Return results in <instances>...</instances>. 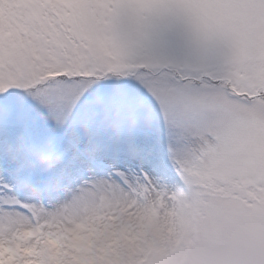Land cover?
Masks as SVG:
<instances>
[{"label":"snow or ice","instance_id":"1","mask_svg":"<svg viewBox=\"0 0 264 264\" xmlns=\"http://www.w3.org/2000/svg\"><path fill=\"white\" fill-rule=\"evenodd\" d=\"M82 181L202 264H264V0H0V215ZM52 235L0 234V264Z\"/></svg>","mask_w":264,"mask_h":264},{"label":"clouds","instance_id":"2","mask_svg":"<svg viewBox=\"0 0 264 264\" xmlns=\"http://www.w3.org/2000/svg\"><path fill=\"white\" fill-rule=\"evenodd\" d=\"M60 164L55 154H36L32 167H42L45 171L54 169ZM27 192L30 202L40 204L47 196L28 185L22 186ZM80 190L87 198L79 202L74 210H66L67 214L58 216L44 214L38 207L35 216L28 219L27 225H20L11 232L10 237H18L26 228L35 229L41 237L50 232H59L69 241L60 255L63 264H202L198 256L189 255L180 245L168 240L155 226L138 218V210L123 208L116 199L107 194L97 193L91 181H82L71 191ZM98 197L95 211L91 210L88 200ZM131 209V210H129ZM107 219H104V218ZM98 227L77 228V222ZM76 231H67L68 228ZM38 257L51 264L48 253Z\"/></svg>","mask_w":264,"mask_h":264},{"label":"rangeland","instance_id":"3","mask_svg":"<svg viewBox=\"0 0 264 264\" xmlns=\"http://www.w3.org/2000/svg\"><path fill=\"white\" fill-rule=\"evenodd\" d=\"M34 159H35V156L33 157L31 162L21 161L22 166L26 168H31ZM44 203L52 207H61V208L63 207V200L62 198H58V197L52 198V199L46 198L44 199ZM37 208H36V211H37ZM36 211L33 213V216H35ZM28 219L29 217L23 214L15 215L13 213H9L7 215H0V234L11 235V232L14 231L16 227L22 224L27 225ZM17 238L18 237H14L13 239H17ZM44 238L46 237L39 236V239L41 241H43ZM68 243L69 241L65 238V236H63L59 232H56V233H53L47 245L41 242L36 252L29 253L27 255L30 259L34 261V264H48V262L38 258L43 254L41 251V246H42L43 252L49 254L51 264H53V261L59 258L60 255L63 253L64 249L68 246ZM0 255H2V253H0Z\"/></svg>","mask_w":264,"mask_h":264}]
</instances>
